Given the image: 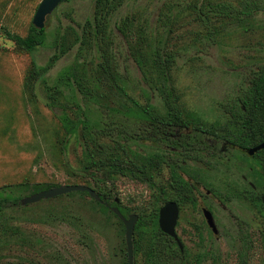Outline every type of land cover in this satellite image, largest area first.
Listing matches in <instances>:
<instances>
[{
  "label": "rangeland",
  "instance_id": "1",
  "mask_svg": "<svg viewBox=\"0 0 264 264\" xmlns=\"http://www.w3.org/2000/svg\"><path fill=\"white\" fill-rule=\"evenodd\" d=\"M40 1L0 0V198L14 201L60 185H84L103 194L107 202L101 207L89 195L74 192L2 209L0 264H126L124 226L110 208H117L124 217L136 214L138 222L165 204L160 188L166 190L162 198L170 197L171 189L166 163L152 185L123 176L102 183L100 177L96 181L97 177L79 174L86 161L85 146L112 145L108 136L100 138L102 128L115 136L121 125L138 119L135 113L126 114L127 108L138 103L166 113L159 91L153 83L144 82L137 65L127 58L118 25L123 18H132L127 31L133 46L150 54L161 47L172 56L169 75L187 114L207 124L223 123L224 105L248 87L255 71L264 72V0H257L253 18L232 20L223 29L219 20L213 29L196 19L191 11L196 0H122L108 18V32L120 55L122 91L117 97L111 88L97 85L96 99L81 94L74 83L85 77L89 87L97 84L90 51H69L45 70L59 37L69 35L90 16L93 0L58 5L44 22L42 45L33 52L20 50L6 38L4 29L27 34ZM231 1L241 9L250 0ZM64 75L68 80L61 82ZM48 106L57 108L61 122L66 118L76 122L70 135ZM84 119L88 127L83 139ZM89 135L98 143L92 144ZM207 140L215 148L202 154L203 161H179L176 167L192 193L200 196L195 206H179L176 234L183 252L175 246L183 257L155 234V222L139 226L143 239H152L160 248L152 264H264V206H255L235 192L239 189L252 196L249 190L255 185L264 194L257 162L247 155L248 148L241 152L232 146L228 154L212 137ZM134 148L144 160L175 157L169 147L155 141L136 142ZM207 190L210 196H205ZM203 208L210 212L216 233L208 227ZM133 264H144V257L137 254Z\"/></svg>",
  "mask_w": 264,
  "mask_h": 264
},
{
  "label": "trees",
  "instance_id": "2",
  "mask_svg": "<svg viewBox=\"0 0 264 264\" xmlns=\"http://www.w3.org/2000/svg\"><path fill=\"white\" fill-rule=\"evenodd\" d=\"M72 1V0H71ZM67 1V2H71ZM122 0H93L92 13L83 22L77 25V29H71L69 35L62 34L55 44V53L49 58L45 70H49L53 65L69 51H79L86 49L90 51L93 58V72L97 84L89 87L90 82L85 77L77 78L74 83L77 90L84 96L94 97L93 93L98 92L97 85H103L111 88L112 94L119 97L122 91L121 76L119 73L120 55L116 50V42L108 32V18ZM66 2V3H67ZM65 3V2H64ZM247 7L241 9L234 8L231 0H219L217 3L207 2L205 0H196L191 4V11L197 20L208 23L214 29L215 22H220L221 29L229 25L232 20L241 21L244 18H253L258 11L257 0H250ZM133 25L132 18H123L121 24L118 25L117 31L121 33L123 42L128 51V59L132 60L139 68L143 80L146 84L154 85L163 99L166 107V113L161 114L150 105L135 104L134 108H127L126 114L135 113L138 119L127 124L118 130L114 136L107 128L100 130V138L108 136L112 143L94 144V136L92 147L85 146L84 154L86 161L82 163V171L79 174L100 177V182L110 181L116 176L129 177L135 181L154 184L153 179L162 172V165L167 164L170 170V182L168 184L171 189L170 197L165 196L166 190L160 188V200L163 203L168 201L175 202L178 206L183 203H189L193 206L197 204V198L192 193L191 187L177 173V164L183 161H203V153L214 151V145L209 144L208 138L212 137L214 143L219 145L223 150L228 151L232 146L239 148L244 152L247 148L254 147L264 140V72L255 71L250 80L248 87L240 94L224 105L222 112L226 115L223 123L207 124L206 122L196 120L194 115L187 114L179 103V96L175 95V87L171 81L169 71L173 63L172 56L164 53L163 48H156L152 54L142 52L138 47L130 43V25ZM6 38L12 41L17 48L27 52H33L37 46L42 45L44 41V29H36L30 24L28 32L25 36L10 33L4 29ZM115 34V33H114ZM35 74L39 76V67L34 64ZM84 73V72H83ZM68 80V76L64 75L60 81ZM87 84V86H86ZM58 89V87L55 86ZM59 90V89H58ZM116 92V93H115ZM99 95V94H98ZM101 98V97H99ZM98 100V99H97ZM53 105V104H52ZM52 114L58 119V111L54 106H48ZM79 108V106H78ZM83 112V111H82ZM74 117V122H75ZM87 119L81 124L83 139L85 129L88 127ZM65 133L70 135L76 129L75 124H71L66 118L61 122ZM125 122V121H124ZM192 125V129L188 130V126ZM120 126V125H119ZM187 130V131H183ZM109 132V133H107ZM114 136V137H113ZM99 138V137H98ZM88 139V138H87ZM89 140V139H88ZM155 141L156 143H164L166 148L172 151L175 157L169 159L163 156L158 160H144L139 157L135 150L136 142ZM90 141V140H89ZM130 142V144H128ZM67 143V141H65ZM264 150L258 151L252 157L257 162L258 176L264 179ZM231 160L230 157H228ZM171 160V163H168ZM173 160V161H172ZM257 183V184H258ZM251 188L252 196H248V192L236 189L237 195L247 199L253 205H259L261 208V195L255 185ZM262 187V184H261ZM88 195L84 192H78ZM99 194V193H98ZM247 195V196H245ZM100 202H95L102 207V202H107L103 194H99ZM20 200L9 201L0 198V211L10 206H18ZM158 208L152 211L148 216L139 217L134 230L133 238V256L141 254L144 257V264H152L154 259L159 256L160 248L152 239H143V233L139 230L141 224L149 225L155 222V234L162 239L164 245L173 249V252L180 257V253L174 240L163 234L158 228ZM127 264V262H125Z\"/></svg>",
  "mask_w": 264,
  "mask_h": 264
},
{
  "label": "water",
  "instance_id": "3",
  "mask_svg": "<svg viewBox=\"0 0 264 264\" xmlns=\"http://www.w3.org/2000/svg\"><path fill=\"white\" fill-rule=\"evenodd\" d=\"M67 1L71 0H41L32 18V25L36 29H43L46 18L58 7V5ZM261 150H264V140L255 147L247 149L246 153L249 156H253L255 153ZM74 192H84L87 193L89 197L94 199L95 201H101L98 194L90 187L84 185H60L22 198L20 199L19 203L20 205L25 206L37 203L42 199H50ZM261 202L264 206V194L261 196ZM110 210L122 222L124 226L127 264H133V235L138 216L136 214H131L127 217H124L117 208H110ZM202 213L208 227L214 233H216V227L214 225V221L210 212L207 209H203ZM178 217V205L173 201L166 202L158 211V228L163 234L171 237L176 242L179 250L183 252V246L179 241L175 230Z\"/></svg>",
  "mask_w": 264,
  "mask_h": 264
},
{
  "label": "flooded vegetation",
  "instance_id": "4",
  "mask_svg": "<svg viewBox=\"0 0 264 264\" xmlns=\"http://www.w3.org/2000/svg\"><path fill=\"white\" fill-rule=\"evenodd\" d=\"M196 179H198V178H194V180H196ZM197 190V189H196ZM196 194V197L197 198H200V196L197 194V192L195 193ZM211 195V192L210 191H205V196H210ZM262 203V202H261ZM179 207V206H178ZM204 209V208H203ZM202 209V210H203ZM180 210V209H179ZM203 214V213H202ZM179 218V217H178ZM177 223H178V221H177ZM177 226V225H176ZM176 230V229H175ZM175 242V241H174ZM176 243V242H175Z\"/></svg>",
  "mask_w": 264,
  "mask_h": 264
}]
</instances>
